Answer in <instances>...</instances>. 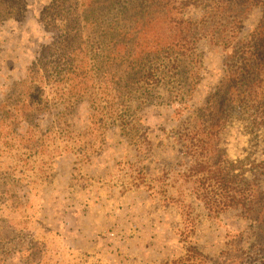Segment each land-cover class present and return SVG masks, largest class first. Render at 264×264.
Returning a JSON list of instances; mask_svg holds the SVG:
<instances>
[{"label":"rangeland","instance_id":"obj_1","mask_svg":"<svg viewBox=\"0 0 264 264\" xmlns=\"http://www.w3.org/2000/svg\"><path fill=\"white\" fill-rule=\"evenodd\" d=\"M13 1L18 13L0 16V102L15 109L17 97L37 92L45 113L36 125L52 126L53 135L22 139L12 117L0 125V264H173L189 254L196 264H264V166L256 168L264 126L234 115L219 142L238 182L244 173L258 176L263 208L252 219L237 210L209 216L203 199L215 181L193 169L215 156L202 150V134L193 154L174 136L182 122L212 121L208 110L193 111L222 82L223 49L202 42L192 49L201 57L169 63L168 25L157 16L143 23L155 12L142 0L107 9L105 0ZM179 16L201 14L191 8ZM261 18L255 9L240 37ZM140 54L151 55L144 62L155 73L151 87L142 81L126 90L125 69ZM86 128L91 136L79 137Z\"/></svg>","mask_w":264,"mask_h":264},{"label":"trees","instance_id":"obj_2","mask_svg":"<svg viewBox=\"0 0 264 264\" xmlns=\"http://www.w3.org/2000/svg\"><path fill=\"white\" fill-rule=\"evenodd\" d=\"M142 1H145L148 11L155 12L152 14L145 13L143 23H149V20L152 22L155 16H157L162 18L166 25H168L169 36L164 56L170 58L169 63L173 65L180 63L181 58L185 56L188 60H195L199 55L193 54L192 51L202 42H206L210 49L218 47L222 48V52L226 53L224 57V76L216 94L201 109L193 111V115H196L200 111L208 110L209 114L213 117L212 121L204 126V128L194 125L193 127L185 128L183 127L184 122H182L175 130L174 136L179 139L180 144L184 148L188 151L190 150L191 154H193L194 138L202 134L206 140L205 144L201 145L202 150L209 149V152L215 156L209 159L207 163H199L193 169L194 174L204 175L208 173V176H211L210 180L215 181V190L213 192L209 191L205 199H203L209 216L218 217L226 211L237 210L245 218H256L255 214L260 215L263 208L260 209L259 203L261 191L257 185L258 176L251 175L245 177L244 173L238 182V176L233 175L237 165L229 161L223 149H219V142L221 135L226 129V125L231 118H234V115L247 117V120L254 129L260 130L264 126V0ZM124 2L135 5L137 0H124ZM105 3L107 4V6L105 4L107 9L118 6L120 0H105ZM136 5L138 6V4ZM92 6H95V3ZM191 8L200 10L201 16L198 20H185L183 16H179L185 9ZM255 9H260L262 18L256 28L251 33H248L246 38H241L240 34L244 29V23L252 16ZM18 10V4L14 5L13 0H0L1 18L14 16L18 13ZM147 14H149V17L146 18ZM150 17L152 18L150 19ZM140 29V27L137 28V30ZM173 46L181 47V50L191 49L190 54L173 53V50H170ZM121 47L123 45H119V48ZM158 50L155 51L156 55L154 56L157 60L161 53ZM150 57L151 55L147 57L140 54L136 56L135 61L129 63L128 68L125 69V73L130 74L125 79L126 90L130 91V87H134V83L137 84L142 81L151 87L150 82L154 78L155 73L147 67V64L144 65L145 59H150ZM70 70L77 71V68L72 67ZM89 82L91 84L94 83L92 80ZM22 83L26 84L27 81H23ZM224 85L225 87L227 86V89L221 98L222 103L212 108L216 97L220 95ZM36 93H31L32 95L24 101L17 97V102L14 105V107L16 106L15 109H12L13 106H7L6 102H0V125L5 122L7 123L8 118L12 117L17 122L16 124H19L24 130L20 134L22 135V139L33 140L34 132H39L41 138H43L42 135L51 137L53 135L52 126L43 132L36 125V120L45 113L39 105V103L42 105L43 101L39 102V99L35 98ZM144 97L140 98L144 100ZM150 104L153 103L150 102ZM178 112L177 116L180 117L181 113ZM95 118V114H91L89 116V123L95 121ZM17 125H14L15 129ZM120 128L124 130L126 125ZM18 129L19 127L16 130ZM89 130L86 128L85 132L83 134L79 133L78 136L88 139L91 136L88 132ZM101 135L102 138L105 137V133ZM186 141L188 142L186 143ZM8 143V141L5 142L6 145ZM38 146L42 148L40 143L34 145L35 148ZM98 151L99 147L93 153ZM263 166L264 162L257 165L256 168H262ZM253 172L254 169L250 171V173ZM259 173L264 174V171ZM172 263L196 264V260H194L193 255L189 254L187 257Z\"/></svg>","mask_w":264,"mask_h":264}]
</instances>
